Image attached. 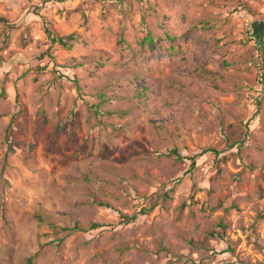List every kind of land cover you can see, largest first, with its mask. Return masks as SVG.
<instances>
[{
    "label": "rangeland",
    "instance_id": "1",
    "mask_svg": "<svg viewBox=\"0 0 264 264\" xmlns=\"http://www.w3.org/2000/svg\"><path fill=\"white\" fill-rule=\"evenodd\" d=\"M262 76L264 0H0V264H264Z\"/></svg>",
    "mask_w": 264,
    "mask_h": 264
},
{
    "label": "trees",
    "instance_id": "2",
    "mask_svg": "<svg viewBox=\"0 0 264 264\" xmlns=\"http://www.w3.org/2000/svg\"><path fill=\"white\" fill-rule=\"evenodd\" d=\"M42 1H43V2H47V1H50V0H42ZM44 32H45V34L47 35V37H48V39H49L51 45L59 44V45H61L63 48H66V49H69V48H70V46L67 44V42L65 41V39H70L71 36H68V37H65V38H63V37H55L54 34H53L51 31H49L46 27L44 28ZM253 34H255L256 36L260 34V30H259V29L257 28V26H255V25H252V35H251V36H253ZM255 35H254V36H255ZM144 42L147 43V44L149 45L150 48H153V47L155 46V43H154L153 39H152L151 37H149V36H147V37L144 39ZM262 78L264 79V76H262ZM259 106H260V101L257 100V101H256V108H257L256 110H257V111H258ZM256 114H257V113H256ZM207 152H213V153H215L214 150H211V149H204V150H202L201 154H205V153H207ZM172 153H173V154H176V151L173 150ZM191 166H194V161H192ZM100 204H101L100 206H106V205H103V203H100ZM145 212H146V211H145L144 209H142V210L139 212V214H144ZM119 217H120L121 219H124V220H134V219L136 218V215H133V216H131V217H127V216H125V215L120 214ZM98 227H99L98 224H91V225L89 226V228H90L91 230H92V229H96V228H98ZM54 228H55V230H56L57 232H61V231H64V230H69V231H71V232H76V231H82V230H83V229H82L81 227H79L78 224H76V223L72 226L71 229L60 228V227H57V226H55ZM27 262H28V264H31V261H30V260H28Z\"/></svg>",
    "mask_w": 264,
    "mask_h": 264
}]
</instances>
